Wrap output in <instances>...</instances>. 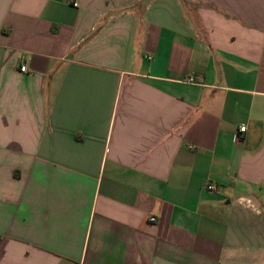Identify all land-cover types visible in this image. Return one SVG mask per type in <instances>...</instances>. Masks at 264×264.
<instances>
[{
  "label": "crops",
  "instance_id": "0c3cea01",
  "mask_svg": "<svg viewBox=\"0 0 264 264\" xmlns=\"http://www.w3.org/2000/svg\"><path fill=\"white\" fill-rule=\"evenodd\" d=\"M0 264H264V0H0Z\"/></svg>",
  "mask_w": 264,
  "mask_h": 264
},
{
  "label": "built area",
  "instance_id": "2783aa9c",
  "mask_svg": "<svg viewBox=\"0 0 264 264\" xmlns=\"http://www.w3.org/2000/svg\"><path fill=\"white\" fill-rule=\"evenodd\" d=\"M73 5L77 6L78 3L77 2H73ZM21 70L22 71H26L27 70V67L25 64L21 65ZM246 130V127L245 126H242L240 127V132H244ZM194 146H191V148H193ZM206 190L208 191H211V192H214V191H217L218 190V186L215 184V183H207L204 187ZM151 221H155L156 218L155 217H151L150 218Z\"/></svg>",
  "mask_w": 264,
  "mask_h": 264
}]
</instances>
